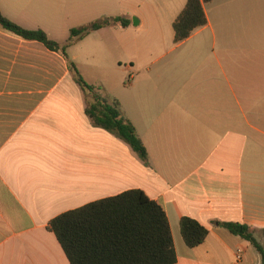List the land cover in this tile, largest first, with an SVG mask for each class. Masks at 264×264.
I'll return each mask as SVG.
<instances>
[{
    "label": "crops",
    "instance_id": "1",
    "mask_svg": "<svg viewBox=\"0 0 264 264\" xmlns=\"http://www.w3.org/2000/svg\"><path fill=\"white\" fill-rule=\"evenodd\" d=\"M186 4L0 0L5 18L60 44L72 29L134 18L138 26L131 21L127 28H103L75 46L92 39L97 51L115 43L144 50V34H168L172 49L150 66L183 48L200 56L190 75L174 77L178 90L156 75L152 89L119 101L148 152L146 166L126 143L92 125L85 96L62 56L0 26V264H70L51 222L133 190L166 213L176 264H262L254 247L219 224L249 226L264 247V0L205 4L207 25L176 44L174 23ZM249 29L260 39L242 43ZM91 57L97 61L98 53ZM183 218L208 230L199 247H186Z\"/></svg>",
    "mask_w": 264,
    "mask_h": 264
},
{
    "label": "trees",
    "instance_id": "2",
    "mask_svg": "<svg viewBox=\"0 0 264 264\" xmlns=\"http://www.w3.org/2000/svg\"><path fill=\"white\" fill-rule=\"evenodd\" d=\"M213 0H187L185 9L174 23L176 44L189 39L197 29L208 23L204 5ZM126 18H107L70 31L65 44L51 40L41 31L26 30L3 16L0 26L26 40L42 44L62 56L86 100V115L92 125L126 143L146 165L148 152L135 127L122 115L121 105L104 96L100 88L87 83L70 60L67 49L93 32L107 27L127 28ZM232 235L248 242L260 254L264 264V247L253 230L239 223L219 224ZM70 264H176L177 254L171 228L163 208L143 191L133 190L67 212L50 224ZM183 241L189 249L202 245L208 230L197 221L183 218L180 222Z\"/></svg>",
    "mask_w": 264,
    "mask_h": 264
},
{
    "label": "rangeland",
    "instance_id": "3",
    "mask_svg": "<svg viewBox=\"0 0 264 264\" xmlns=\"http://www.w3.org/2000/svg\"><path fill=\"white\" fill-rule=\"evenodd\" d=\"M133 26H138L134 23V18L131 19ZM138 28V27H137ZM139 29V28H138ZM71 31V30H70ZM70 31L65 36V39L68 41L70 38ZM256 31L253 29L246 30L244 32V41L242 43H248L255 39L259 41L260 35L255 34ZM139 34V33H138ZM255 34V35H254ZM140 35V34H139ZM63 36H57L58 39ZM146 46L144 50H141L138 46L129 45L124 48V46L115 45H106L105 48L100 47L99 51L91 49L92 39H87L85 42L74 45L67 49L68 57L71 59L73 56H79L75 65L79 70V73L82 75L84 80L92 85L100 88L101 93L116 101L124 100L126 94L137 92L140 88L144 90L152 89L151 78L153 76H166L167 80L170 81L173 87H176L178 90V83L180 80L174 79L176 76L190 75L192 72V65L200 58L193 51L190 52L187 48H183L175 53L172 51L166 55L165 60L161 63L150 66L152 61L157 58V56L167 53L171 48L168 34L163 35H143ZM165 39V41H164ZM54 40V39H53ZM209 43L208 58H213L212 55V43L213 38L209 36L206 40ZM152 43L158 45H164L156 50H150L147 45ZM167 45V46H166ZM153 53H156L155 56ZM98 53L97 61L91 55ZM180 58V63L175 64L176 59ZM72 61V60H71ZM200 62V61H199ZM142 86L141 84H143ZM167 83L166 81L164 84Z\"/></svg>",
    "mask_w": 264,
    "mask_h": 264
},
{
    "label": "water",
    "instance_id": "4",
    "mask_svg": "<svg viewBox=\"0 0 264 264\" xmlns=\"http://www.w3.org/2000/svg\"><path fill=\"white\" fill-rule=\"evenodd\" d=\"M134 23L137 25V24H138V21H136V20L134 19Z\"/></svg>",
    "mask_w": 264,
    "mask_h": 264
}]
</instances>
